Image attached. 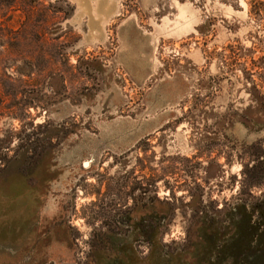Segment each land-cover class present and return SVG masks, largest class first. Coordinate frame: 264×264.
Instances as JSON below:
<instances>
[{
  "label": "rangeland",
  "instance_id": "1",
  "mask_svg": "<svg viewBox=\"0 0 264 264\" xmlns=\"http://www.w3.org/2000/svg\"><path fill=\"white\" fill-rule=\"evenodd\" d=\"M264 0H0V264H264Z\"/></svg>",
  "mask_w": 264,
  "mask_h": 264
},
{
  "label": "trees",
  "instance_id": "2",
  "mask_svg": "<svg viewBox=\"0 0 264 264\" xmlns=\"http://www.w3.org/2000/svg\"><path fill=\"white\" fill-rule=\"evenodd\" d=\"M257 96L255 98L256 103L260 106V107H264V95L260 94L259 91H257Z\"/></svg>",
  "mask_w": 264,
  "mask_h": 264
}]
</instances>
